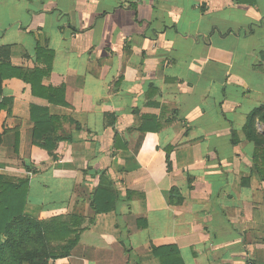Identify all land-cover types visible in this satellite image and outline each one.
I'll use <instances>...</instances> for the list:
<instances>
[{
	"label": "crops",
	"instance_id": "0c3cea01",
	"mask_svg": "<svg viewBox=\"0 0 264 264\" xmlns=\"http://www.w3.org/2000/svg\"><path fill=\"white\" fill-rule=\"evenodd\" d=\"M0 48V174L29 177L27 214L94 219L55 264H162L152 245L172 243L184 264H264L243 131L258 108L264 130V0H0ZM33 105L81 126L64 120L58 161ZM101 176L120 200L96 214Z\"/></svg>",
	"mask_w": 264,
	"mask_h": 264
},
{
	"label": "trees",
	"instance_id": "16d2710c",
	"mask_svg": "<svg viewBox=\"0 0 264 264\" xmlns=\"http://www.w3.org/2000/svg\"><path fill=\"white\" fill-rule=\"evenodd\" d=\"M135 7V5H133ZM136 8V7H135ZM8 48H0V53ZM8 53V51H7ZM264 58V53H262ZM5 66L0 63V84ZM34 94L36 92L33 88ZM58 89H49L45 95L51 102H63L53 97ZM263 108L254 109L247 118L243 131L256 145L257 154L255 164L259 169L264 165V130L259 133L256 128V117ZM34 122V137L36 143L49 151L50 162L58 161L60 155L54 150L60 141H73L71 136L59 135L64 120L75 123L80 130L79 123L72 119L52 116L46 108L33 105L31 108ZM264 122V114L262 116ZM1 142V135H0ZM237 132H233V143L237 144ZM263 161H262V160ZM30 173H35L33 165L27 167ZM29 177L14 179L0 174V264H55L60 259L71 256L73 249L78 245L80 234L91 227L94 219H87L83 215H57L48 220L38 219L25 212L29 191ZM172 203H182L183 198L177 188L170 194ZM112 183L101 176L100 184L92 192L91 206L96 214L110 212L116 209L119 201ZM3 238V240H2ZM155 256L161 259L162 264H184L180 250L174 244L152 245Z\"/></svg>",
	"mask_w": 264,
	"mask_h": 264
},
{
	"label": "rangeland",
	"instance_id": "374dc122",
	"mask_svg": "<svg viewBox=\"0 0 264 264\" xmlns=\"http://www.w3.org/2000/svg\"><path fill=\"white\" fill-rule=\"evenodd\" d=\"M2 240H3V238H2Z\"/></svg>",
	"mask_w": 264,
	"mask_h": 264
}]
</instances>
